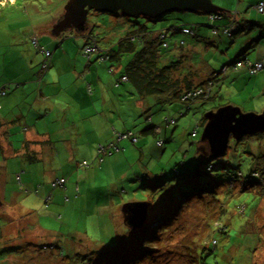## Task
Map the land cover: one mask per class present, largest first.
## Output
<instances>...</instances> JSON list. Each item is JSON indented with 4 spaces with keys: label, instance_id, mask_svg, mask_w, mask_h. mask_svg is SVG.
Wrapping results in <instances>:
<instances>
[{
    "label": "rangeland",
    "instance_id": "374dc122",
    "mask_svg": "<svg viewBox=\"0 0 264 264\" xmlns=\"http://www.w3.org/2000/svg\"><path fill=\"white\" fill-rule=\"evenodd\" d=\"M0 1V78L4 76L6 82L11 80V75L9 68L4 70V62H10V56L15 50L21 52L25 48H30L33 40L37 39L31 36L34 30L37 31L38 36H42L43 33H40L43 30L42 26L53 21L57 15L61 16L69 0ZM212 1L230 13L245 12L251 15L250 20H264L254 8L257 1H253L250 5L247 3L245 7L246 10H251V13L245 10L238 11L239 0ZM88 22L90 25L88 31L95 35L103 49L113 47L129 33L139 30L141 24L147 23L153 30L161 27L171 29L176 26L195 28L198 36L175 34L172 38V50H168V53L161 50L168 60L175 59L176 56V59L183 60L188 68L190 66L195 68L201 79H207L214 72L221 71L224 65L234 59L238 49L244 45L243 42L248 40V37H240L234 42L222 32L220 35H212L209 16L200 13L170 12L159 19L150 20L143 16L128 18L122 13L114 15L92 10L89 12ZM220 23L217 25L219 26ZM75 35H78L75 31H68L63 33L62 37L54 39L62 41L64 37ZM183 40L185 41L183 48L174 47L175 42ZM66 41L75 42L76 38ZM85 44L84 38L83 56ZM262 49L264 42H261L255 51L251 50L248 57L250 59L256 57ZM172 54L174 56L170 58ZM128 60L130 56H123L119 62L120 67L117 68L118 63L115 62V73L119 75ZM100 64L94 63L97 66ZM224 83L222 103L239 107L245 113L264 112V72L256 76L243 75L241 79L228 76ZM129 85L132 86V83ZM5 88L3 87L1 91L6 93ZM210 104L207 102L206 107L202 106L198 109L200 119L204 117L206 108L212 106ZM155 106L153 115L162 109ZM171 107L176 111L179 108L178 105ZM189 115L176 117L177 126H171L166 131L167 134L163 135L166 139L165 146H155L150 153L148 149L140 152L138 144L134 145L130 140L123 141L121 146L133 147L134 155L125 159L126 165L121 163L114 171L102 173L97 185L88 188L86 193L85 186L82 185V191L78 194L82 199L79 200L76 215L73 217L70 214L73 212V207H60L56 204L54 205L56 209H51L55 214L52 219L49 222H42L41 217H44L48 211L47 208L40 209L41 205H46L36 198V193L16 195L15 191H9L8 196L0 197L4 204L0 208L1 232L12 233L20 223L26 225L20 220L17 210L10 205L13 197L20 196L18 201L24 202L30 210L41 211L35 214L37 219L41 220L40 226L43 229L55 231L56 234L61 235V238H65L62 239L65 248L68 249V244L76 237V249H82L90 241L100 242L112 248L111 254L133 257L139 253L142 245L135 238L134 231L125 225L121 209L128 202L148 201L151 205L146 222L157 215L166 217L172 211L181 212L182 209V212L177 214L176 220L167 226L169 230L165 229L169 242L173 243L169 245L170 252L166 258L153 254L152 258H156L153 264H264V191L257 188L242 191L239 183L232 182L230 185L224 170V167H228L233 172L241 171L248 176L254 167L264 169V135L250 136L238 144L230 142L227 153L211 161L216 169L212 175H209L206 169L209 164H205L204 157L198 154L196 147L190 150L191 141H199L204 128L199 127L198 139L192 138L190 134L195 128V121L194 123L191 121L190 124H184L182 121ZM191 115L193 118L194 115L192 113ZM173 134L175 138L171 141L169 138ZM253 144L254 146L251 147ZM181 162L185 165L180 166ZM177 170L180 171L178 178L175 177ZM60 175L67 182L73 176L69 177L64 171H60ZM33 177L35 181H44L40 176ZM156 187H160L159 191L155 189ZM196 189L199 190L195 191ZM194 192H200L199 195L204 197L192 198ZM59 215L62 216V220L58 221L56 216ZM6 216L13 218L9 224ZM214 220L228 225L229 232L226 234L215 232ZM28 231L29 233L23 236V240L39 238V233L31 227ZM66 239L70 242L66 243ZM49 240H44L43 244H48ZM203 249L212 253L207 256ZM192 256L197 259L196 262ZM66 262L68 261L65 259L62 264Z\"/></svg>",
    "mask_w": 264,
    "mask_h": 264
},
{
    "label": "crops",
    "instance_id": "0c3cea01",
    "mask_svg": "<svg viewBox=\"0 0 264 264\" xmlns=\"http://www.w3.org/2000/svg\"><path fill=\"white\" fill-rule=\"evenodd\" d=\"M253 1L255 0H239L238 11H244L247 3ZM58 16L42 26V36H38L35 30L31 34L32 38L36 37L43 44V48L53 53L52 66L42 82L37 77L43 55L33 44L24 51L15 50L10 56V62H4V70L9 68L11 80L4 82V76L0 78V87L10 85L7 95L0 96V197L8 196L9 191H15L19 195L17 177L21 178L28 191L35 193L37 190L36 198L47 206L40 207L41 210L47 208L48 211L41 217L42 222L52 219L55 214L51 209H56V204L60 207H73L70 214L75 216L78 202L82 199L75 190L77 183L80 193L82 185L85 186L86 193L88 188L97 185L102 173L114 171L121 163L126 165L125 159L134 155L133 147L126 145L124 151L102 164L101 171L96 167L90 168L96 163L94 159L97 145L112 140L113 128L119 132H141L148 127L147 117L151 116L153 123L159 125L165 115L176 111L174 107L168 106L153 115L157 105L153 98H139L129 83L116 88L115 80L119 75L115 72L108 73L109 64L94 65L99 62L97 55L88 59L82 54L84 38L86 40L87 35H94L92 32L64 37L62 41L54 39L57 37L51 34L52 24ZM247 17L242 14L238 20H245ZM73 37L76 38L75 42H65ZM263 55L264 49L251 59L259 60ZM235 77L241 79L243 75L235 74ZM193 115V118L190 114L182 121L190 124L198 119L195 128H199L201 120L197 114ZM169 128L164 127L163 135L167 134ZM156 138L142 136L138 143L140 152L145 149L152 152ZM173 138L175 134L169 139L172 141ZM81 161H90L93 165L77 169L75 163ZM60 171L68 173L69 177L73 175L67 182L66 192L61 189L53 191L50 186L54 179L61 177ZM33 176H40L44 181H35ZM66 196L69 199L67 202ZM19 197H13L10 205L17 210V215L21 212L25 215L22 222L26 225H22L21 235H27L28 228L31 227L39 233L40 238L50 239L49 241L60 239L61 235L55 231L40 226L41 220L37 219L35 213L41 211L30 210L24 202L18 201ZM3 206L4 204L1 207ZM25 226H28L27 229ZM14 234L16 237V230L11 233Z\"/></svg>",
    "mask_w": 264,
    "mask_h": 264
},
{
    "label": "trees",
    "instance_id": "16d2710c",
    "mask_svg": "<svg viewBox=\"0 0 264 264\" xmlns=\"http://www.w3.org/2000/svg\"><path fill=\"white\" fill-rule=\"evenodd\" d=\"M255 1H257L254 6L255 10H257V12L264 18V13L259 12L258 9V7L264 3V0ZM245 11L248 10L245 9ZM250 11H248V13ZM225 12V14H208L210 22L209 28L211 29L212 35L214 30H222L233 25L234 28L229 38L234 40V42L240 37H248V40L243 42L244 45L238 49L234 59H232L228 64L224 65L221 71L218 73L214 72L207 79H201L198 71L195 68L191 66L188 68L185 66L183 60H177L176 56L175 59L168 60L166 54H162V50H165L164 53H168V50H172L173 35L183 34L185 36H198L195 28L176 26L171 29H165L164 27H161L153 30L150 29L148 24H141L139 30L129 33L116 45L107 49L100 47L98 40L94 35H87L85 46L96 44L101 49V52L94 55H97V60L99 63L109 64L108 71L110 73L115 72V62L118 63L116 68L120 67L119 62L123 59V56H130V60H128V62L123 66L121 73H119V76L115 80L116 88H119L126 83H132L135 93L139 98H153L157 106L160 108L178 105L179 109L177 110L178 112L175 111L171 115H165L162 123L159 125H155L153 123L151 116L147 117L148 127H145L146 129L144 128V130L141 132L135 130L119 132L113 128L112 140L107 143H99L96 147V157L94 159V162H96L94 163L95 165H93V163L90 161L76 162L75 164L77 169L89 168L91 165L93 166L90 168L96 167L97 169H100L107 158H111L115 154L117 155L125 150V148L121 146L122 142L125 140H130L132 144L137 145L140 142L142 136H156L157 138L155 146L164 147L166 139L164 138L165 136H163V129L164 127H176L178 122L176 117H185L187 113L197 114L199 116L198 109H201L202 106L206 107L207 102L211 103L210 105L212 106L209 107L212 108L210 110L206 109V113L208 111H215L222 106L228 105L226 103H222V87L225 84L224 80L228 78V76L232 77V75L235 76V74L256 76L259 73L264 72V69H262L257 73H253L252 68L254 64L263 61L264 55L259 60H253L248 57L249 52L251 50L252 52L255 51L263 41L264 20H250L252 18L251 15L249 16V14H245V12L242 14H245L246 17L248 16L247 19L238 20V18L242 15L241 12L236 13L235 18L233 13L228 11ZM211 16H218L220 19L213 20ZM57 20L58 18L56 21ZM219 22L221 23L218 26L217 23ZM184 29H188L189 32H183ZM163 31L168 34V37L165 40L161 38L163 34H166ZM32 43L35 45V49H37V51L43 55V61L40 64L37 77L38 80L42 82L46 72L52 66L53 53L52 51L43 48L42 44H40L36 39L35 41L33 40ZM165 43H168L167 47H164ZM184 45V40L182 42L177 41L175 42L174 47L181 49L180 47L183 48ZM47 52L51 53L50 58L46 56ZM107 54L109 59L101 62L100 57ZM173 56L174 55L172 54L170 58H173ZM239 64L241 66H239ZM226 69L227 71H225ZM123 76L127 77L128 81L122 82L121 78ZM18 86L19 84L17 87ZM2 88L3 87H0V90ZM9 89L6 87V93L4 95L0 94V96H6ZM1 108L2 107L0 106V110ZM200 120L201 126L204 128L207 121L204 117H202ZM171 121H174V123ZM198 122L199 120L196 119L195 125H197ZM198 129L199 128L196 127L192 131L190 134L192 138L198 139ZM263 135L264 133L257 134L258 137ZM248 137L250 136H245L240 141H236L231 138L230 142L238 144ZM120 138L123 139L120 140ZM134 138L137 139L136 142H134ZM111 144H116L119 147V150L116 151L110 148ZM198 145L199 141H191L190 149L194 150L195 147H198ZM253 146L254 144L251 147ZM102 147L105 148V151H101ZM256 152L258 151L256 150ZM185 157L188 158L187 156ZM204 159L205 164H209V166L206 168L207 174L212 175L213 171L216 169L215 165L211 163L213 159H208L205 157ZM184 165V162L180 163V166ZM224 170L226 171V177L228 178L230 185L232 182H234L233 184L239 183L242 191H248L250 188H257L258 190L264 191V169L254 167L248 176L243 174L241 171L233 172L228 167H224ZM99 171H101V169ZM179 176L180 171L177 170L175 177L178 178ZM17 181L19 183L18 190L20 189V194H30V191H28L25 185L21 182V178L17 177ZM50 186L52 190L61 189L66 192L67 180L64 177H57L50 183ZM155 189L159 191L158 189H160V187H156ZM75 190L76 193L79 194L80 187L78 184L76 185ZM198 190L199 189H196L195 191ZM35 193L38 194V191L36 190ZM199 193L200 192H194V194H192V198H203L204 196L201 197ZM65 199L66 202L69 201L67 196ZM182 202H184V199ZM183 207L184 206H181V208ZM180 211L182 212V209H180ZM181 212L172 211L170 215L166 217L157 215L149 222H145L143 228L133 230L135 238L140 241L142 245L139 253L133 257L111 254L112 248L100 242H91L88 238L87 239L90 241V243H86L82 249L75 248V240H77L76 237H74L73 241L71 242L68 241V239L65 240L66 243L70 242L68 244V249L65 248L64 244H62V239L65 238L56 239L52 242L49 241L48 244H43L44 240L46 241V239L40 237H35L33 240H23V236L21 235V230H23V228L20 223L17 225L16 237L15 234L11 235V233H4L0 230V264H62L65 259L68 261L66 264H153V260L156 259L152 258L153 254L157 256L161 255L160 258H166L168 252H170L168 251V248L169 245L171 246L173 243L169 242L168 235H166L165 232L169 230L167 226H170L173 220H176L177 214H180ZM19 216L20 220L22 221L25 215L21 212ZM11 219L13 220L12 217H6L8 224L11 222ZM56 219L58 221L62 220V216H56ZM214 222L215 232L220 234H226L229 232L228 225L223 224L218 220H214ZM166 228L167 230H165ZM164 234L165 237L163 236ZM123 243L124 241L122 244ZM203 252L206 253L207 256L212 253L207 249H203ZM173 253L175 254L176 252ZM192 258L195 259L194 262L197 261L195 257L192 256Z\"/></svg>",
    "mask_w": 264,
    "mask_h": 264
},
{
    "label": "water",
    "instance_id": "95a60500",
    "mask_svg": "<svg viewBox=\"0 0 264 264\" xmlns=\"http://www.w3.org/2000/svg\"><path fill=\"white\" fill-rule=\"evenodd\" d=\"M122 13L128 18L143 16L159 19L170 12H190L200 14H225L212 0H69L52 27L51 34L60 37L68 31L84 34L90 28L89 12ZM197 152L205 158L216 159L225 154L231 138L240 141L245 136L264 133V112H243L239 107L228 104L217 110L208 111ZM0 200V207L2 206ZM150 203L148 201L128 202L121 212L126 226L130 229L143 228Z\"/></svg>",
    "mask_w": 264,
    "mask_h": 264
},
{
    "label": "built area",
    "instance_id": "2783aa9c",
    "mask_svg": "<svg viewBox=\"0 0 264 264\" xmlns=\"http://www.w3.org/2000/svg\"><path fill=\"white\" fill-rule=\"evenodd\" d=\"M258 9H259V12L264 13V3L261 4V5L258 7ZM233 15H234V18H235L236 13H233ZM211 18H212L213 20L220 19V17H218V16H211ZM236 20H237V18H236ZM233 28H234L233 25H231L230 27H226V28H224V29H222V30H219V29H218V30H214V31H213V34H215V35H220L221 32H222V33H223L224 35H226L227 37H230L231 34H232V31H233ZM163 32L166 33L165 31H163ZM183 32L188 33L189 30H188V29H184ZM190 33H191V30H190ZM167 37H168V34H167V33H166V34H163V35L161 36V38H162L163 40H165ZM167 46H168V43H165V44H164V47H167ZM99 52H101V49H100L96 44H93V45H86V46H84V53H85V57H86V58H90L92 55H94V54H96V53H99ZM50 54H51L50 52H47V53H46V56H47L48 58H50V57H51ZM108 59H109L108 54H107V55H104V56H102V57H100V61H101V62H104L105 60H108ZM239 66H241V65L239 64ZM250 67H251V65H250ZM252 68H253V73H257V72L261 71L262 69H264V59H263L262 62L254 64ZM225 71H227V69H226ZM121 81H122V82H126V81H128V78L125 77V76H123V77L121 78ZM0 94H3V95H4L5 92H3V91L0 90ZM171 122L174 123V121H171ZM121 139H123V138H120V140H121ZM136 141H137V139L134 138V142H136ZM110 148H112V149H114V150H116V151L119 150V147H118L116 144H111V145H110ZM101 151H105V148L102 147Z\"/></svg>",
    "mask_w": 264,
    "mask_h": 264
}]
</instances>
